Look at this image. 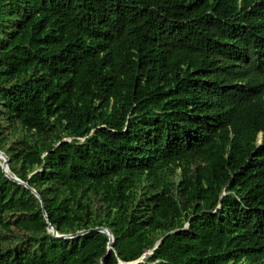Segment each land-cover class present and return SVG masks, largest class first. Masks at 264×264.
<instances>
[{
    "label": "trees",
    "instance_id": "1",
    "mask_svg": "<svg viewBox=\"0 0 264 264\" xmlns=\"http://www.w3.org/2000/svg\"><path fill=\"white\" fill-rule=\"evenodd\" d=\"M263 67L264 0H0V150L115 238L0 161V264H264Z\"/></svg>",
    "mask_w": 264,
    "mask_h": 264
},
{
    "label": "water",
    "instance_id": "2",
    "mask_svg": "<svg viewBox=\"0 0 264 264\" xmlns=\"http://www.w3.org/2000/svg\"><path fill=\"white\" fill-rule=\"evenodd\" d=\"M0 161H1V164H2V167H3V170H4V172L6 173L7 176H9L12 180H14L16 182L21 183V184H24L28 188H31L32 191L40 198L41 203H42V207H43L44 212H45V217H46L47 221L49 222V224L51 226L50 227V231H52L56 236L74 237V236H77V235L84 234V233H86V232H88L90 230L104 231V232L108 233V235L110 236V246H109V250H111V248H112V245L111 244H112V242H114L115 238H114V234L112 233V231L108 227L98 226V227L92 228L90 230L79 231V232L74 233V234H71V235H61V234H59L58 228L50 223L49 216H48V214L46 212L44 200L42 199V197L40 196V194L37 192V190L34 189V188H32L29 185L28 182L24 181L23 179H21L17 175L9 172V170H10L9 157H8V155L3 150H0ZM160 242H161V240L158 242V244L156 245L155 248L158 247V245L160 244ZM152 251L153 250H151L149 252L151 253ZM145 256H146V254H144L140 259H138L136 261H132V262H124L122 260H120V262H121V264H136L137 262L142 261ZM102 264H104V262Z\"/></svg>",
    "mask_w": 264,
    "mask_h": 264
},
{
    "label": "bare ground",
    "instance_id": "3",
    "mask_svg": "<svg viewBox=\"0 0 264 264\" xmlns=\"http://www.w3.org/2000/svg\"><path fill=\"white\" fill-rule=\"evenodd\" d=\"M249 57H250V56H249ZM254 59H255V57H254ZM252 60H253V59H252ZM256 62H257V60H256ZM240 64H241V62H240ZM252 64H253V63H252ZM255 65H256V64H255ZM251 67H252V66H251ZM252 68H253V67H252ZM263 68H264V67H263ZM226 69H227V68H226ZM253 70H254V69H253ZM257 71H258V70H257ZM9 172L12 173L11 170H9Z\"/></svg>",
    "mask_w": 264,
    "mask_h": 264
}]
</instances>
